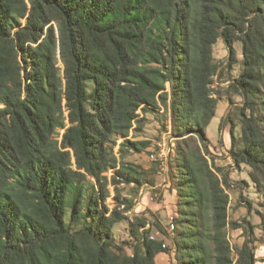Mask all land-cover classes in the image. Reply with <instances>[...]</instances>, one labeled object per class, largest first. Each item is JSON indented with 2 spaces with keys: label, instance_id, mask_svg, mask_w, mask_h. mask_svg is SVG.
Returning a JSON list of instances; mask_svg holds the SVG:
<instances>
[{
  "label": "trees",
  "instance_id": "trees-1",
  "mask_svg": "<svg viewBox=\"0 0 264 264\" xmlns=\"http://www.w3.org/2000/svg\"><path fill=\"white\" fill-rule=\"evenodd\" d=\"M219 39L230 67L234 44L243 50L226 92L243 99L230 154L263 191L264 0H0V264H158L167 250L150 239L147 218L136 217L144 229L131 254L113 237L135 202L122 185L140 187L147 171L118 164L109 144L117 137L121 152L147 149L129 132L162 105L177 137L198 138L187 152L178 147L179 194L195 221L176 242L181 264H233L229 199L207 157L214 77L224 75L213 54ZM226 120L234 121L222 118L220 131ZM232 226L245 236L238 264H256L255 225Z\"/></svg>",
  "mask_w": 264,
  "mask_h": 264
},
{
  "label": "rangeland",
  "instance_id": "rangeland-1",
  "mask_svg": "<svg viewBox=\"0 0 264 264\" xmlns=\"http://www.w3.org/2000/svg\"><path fill=\"white\" fill-rule=\"evenodd\" d=\"M234 47L237 61L233 63L232 67L228 65L229 49L222 39L218 40L213 49L214 57L221 65L220 68L223 69L224 75L221 78L218 76L214 77L215 82L213 88L214 93L218 96V105L216 115L207 128L209 150L211 152L207 157L211 167L221 179L223 188L229 199L227 207L228 224L225 228V233L232 248L233 264H238L237 250L242 246L245 236L243 229L233 227L232 222L244 221H250L255 225V237L258 240L255 243L256 264H264V190H259L251 179L249 175L251 167L247 164L237 165L230 154V148L232 146L230 129L233 126L236 136L241 135V122L237 105L243 104V99L240 94L230 93L229 91L226 94L230 82L233 78L239 76L242 69V43L236 42ZM59 64L62 66L60 60ZM228 114L232 116L234 120L233 124L226 120L224 129L220 131V122ZM141 116L146 118L144 125L138 131H135L136 124L133 125L128 137L148 141L149 145L147 149L135 151L125 148L121 152L119 145L122 138L117 137L113 138L116 140L115 142L111 141L109 144L118 160V164L121 162H131L147 171L146 175L141 176L143 183L140 187H137L133 183L122 185L124 189L123 195L135 202L127 212L128 218L121 220L114 226L113 237L120 243L127 241L125 248L128 254H131L133 244L140 241L142 236L141 232L143 231V228L136 229L138 227L136 226L138 223L136 217L147 218L152 224L151 227L146 228L149 229L147 234H154L149 236L150 239L152 238L151 236H154L155 239L162 240L163 248L167 250L165 253H160L158 263L181 264V250L176 245V242L182 228L186 227L189 223H195V221L191 216L194 211H189L185 198L180 197L179 194L181 182L178 176L179 160H181V157L178 147L180 145L187 152L198 143V138L196 135L191 136L193 138L189 140H187L190 138L189 135L183 138L177 137L175 131L171 128L170 134L172 138L169 140L168 145L172 151L171 153H166V168L162 169L160 162L153 160L150 155L158 151L157 142L162 138V134L167 130L169 123L170 126L173 125L170 111L166 106L162 105L158 108H151L146 113L142 112ZM107 174L109 176L112 172L109 171ZM225 174H228L229 184L223 181ZM93 182V180H87L84 182V185L89 186ZM110 191L106 203L112 209L115 205L113 186H110ZM136 208L139 212L142 211L143 213L139 214ZM179 209L183 210V217L179 215ZM169 211H172L173 215L177 214V218L182 219L183 222H177L174 215L173 222L175 224L173 231H165L163 235L158 231L157 225L155 224L156 219L152 215L154 214L158 218L156 222H159L164 228V224L167 223ZM212 248L213 245H211ZM211 264L215 263L211 262Z\"/></svg>",
  "mask_w": 264,
  "mask_h": 264
},
{
  "label": "built area",
  "instance_id": "built-area-1",
  "mask_svg": "<svg viewBox=\"0 0 264 264\" xmlns=\"http://www.w3.org/2000/svg\"><path fill=\"white\" fill-rule=\"evenodd\" d=\"M170 129H171V127H170V123H169L167 130H165L164 133L162 134V138L157 142L158 151L156 153H151V155H150L153 160L160 162L162 169L166 168L167 158L165 155V147L168 145L169 140L172 138V136L170 134V131H171ZM139 204H140V202H139ZM136 210L138 211L139 214L143 213L142 211L139 212V210L137 208H136ZM167 217H168L167 223L164 224V229L167 232H172L174 229V224H175V222L172 221V211L168 212ZM151 226H152V224L148 220L145 228H149ZM143 229H144V227H143ZM150 235H154V234H150Z\"/></svg>",
  "mask_w": 264,
  "mask_h": 264
},
{
  "label": "bare ground",
  "instance_id": "bare-ground-1",
  "mask_svg": "<svg viewBox=\"0 0 264 264\" xmlns=\"http://www.w3.org/2000/svg\"><path fill=\"white\" fill-rule=\"evenodd\" d=\"M171 127V126H170ZM171 147L169 146V145H167L166 147H165V155H166V153H171ZM174 220V215L172 214V221ZM152 238H154V236H151Z\"/></svg>",
  "mask_w": 264,
  "mask_h": 264
},
{
  "label": "crops",
  "instance_id": "crops-1",
  "mask_svg": "<svg viewBox=\"0 0 264 264\" xmlns=\"http://www.w3.org/2000/svg\"><path fill=\"white\" fill-rule=\"evenodd\" d=\"M162 253H165V252H162ZM159 255H160V254H159ZM159 255H158V256H159ZM158 256H157V263H158ZM158 264H159V263H158Z\"/></svg>",
  "mask_w": 264,
  "mask_h": 264
}]
</instances>
